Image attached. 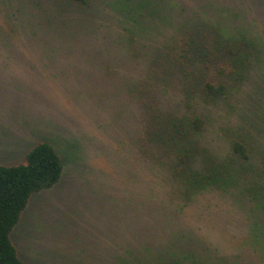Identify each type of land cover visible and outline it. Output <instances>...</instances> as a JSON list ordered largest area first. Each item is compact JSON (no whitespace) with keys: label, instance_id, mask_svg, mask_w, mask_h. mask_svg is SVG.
<instances>
[{"label":"rangeland","instance_id":"obj_1","mask_svg":"<svg viewBox=\"0 0 264 264\" xmlns=\"http://www.w3.org/2000/svg\"><path fill=\"white\" fill-rule=\"evenodd\" d=\"M53 1L0 0V163H20L30 147L47 140L66 165L57 185L32 196L12 241L26 264L151 263L194 228L180 212L162 208L163 178L139 173L135 146L124 145L135 130L129 111L120 119L115 114L122 104L123 80L116 75L120 51L126 52L113 37L115 46L98 53L93 46L112 44L98 43L88 18L119 25L106 13L95 17L102 0H88L85 8L65 3L59 12ZM184 2L189 9L204 6L208 16L213 3L231 4L236 8L231 24L264 44V0ZM82 29L92 47L81 48L80 35L73 36ZM262 54L252 60L238 109L219 122L256 148L264 147V49ZM196 204L203 210L201 202ZM189 218L201 224L198 217ZM223 238L219 235L226 243Z\"/></svg>","mask_w":264,"mask_h":264},{"label":"trees","instance_id":"obj_2","mask_svg":"<svg viewBox=\"0 0 264 264\" xmlns=\"http://www.w3.org/2000/svg\"><path fill=\"white\" fill-rule=\"evenodd\" d=\"M65 3L85 8L89 1L57 0L52 5L59 12ZM184 3L100 1L95 17L106 13L119 29L88 18L100 36L98 43L110 45L117 37L126 52L119 50L115 74L123 80L122 104L115 114L120 119L129 111L135 130L124 145L135 146L139 173L163 178L167 195L162 208L180 212L194 228L183 243L148 264H264V147L249 145L246 137L219 123L238 109V93L252 60L262 58L264 44L231 24L236 9L231 4L213 3L208 16L204 6L189 9ZM83 30H72L73 36L80 35L81 48L92 47L84 42ZM113 46L93 47L104 54L102 48ZM65 168L61 151L47 140L30 147L20 163H0V264H26L11 233L32 196L57 185ZM198 202L203 210L197 209ZM189 217H198L201 224Z\"/></svg>","mask_w":264,"mask_h":264}]
</instances>
